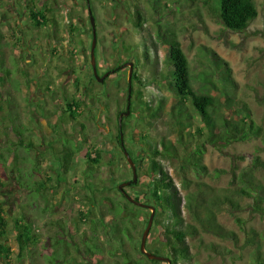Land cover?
<instances>
[{
	"label": "rangeland",
	"instance_id": "obj_1",
	"mask_svg": "<svg viewBox=\"0 0 264 264\" xmlns=\"http://www.w3.org/2000/svg\"><path fill=\"white\" fill-rule=\"evenodd\" d=\"M124 1L128 6H138L142 16L147 18L141 28L134 26L132 10L128 11ZM205 2L92 0L97 76L103 77L107 71L132 62L133 74L140 77L143 83L150 82L153 68L146 65L141 57L142 50L137 47L145 45L150 60L160 63V68L164 66L166 48L156 40V24L159 22L162 31L174 33L179 41L189 64L194 90L209 94L216 101V117L230 116V111L224 107L227 97L234 100L236 105L241 102L246 104L250 113L244 118L249 116L264 129V0H255L258 16L243 33L226 30L212 15V2ZM44 7L48 9L46 17L54 18L56 25L34 28L31 25L32 16ZM91 41L89 15L84 0H3L0 7V70H9L18 83L16 89L6 77L0 79V117L5 118L4 122L9 125L7 137L0 138V143L6 140L16 142L17 136L10 126L15 129L21 126L24 137L32 144L30 157L37 159L36 166L40 171V175H34L31 180L45 183V190L41 191L44 199L36 198L32 204L27 191L19 190L16 185L14 165L17 163H14V159H8L6 167L0 165V206L4 211L3 218L8 223V245H12V251L17 252L16 247L13 248L14 224L20 218H26L31 228L40 235L39 245L23 255L21 260H18L15 252L10 261L0 260V264H46L44 256L51 251L48 232L53 228L50 223L56 219L66 223L69 239L78 244L79 251L71 252L74 264H95V259H90V255L84 252L86 240L82 238V232L87 231V225L83 222L97 215L107 219L109 211L98 203L100 197L121 199L118 186L132 180L131 167L123 149L115 141L119 116L127 106L128 68H121L103 82H97L90 62ZM130 46L131 50L125 49ZM134 51L138 53V62L132 54ZM211 51L228 64L235 88L222 86L217 81V59ZM137 90L144 95L146 104L158 111L156 117H149L145 105L132 97V92ZM173 98L163 85L156 87L151 83L142 88L137 81L131 80L130 114L124 120L125 126L120 129L124 149L131 160H138L141 156L144 168L140 172L136 170V186L124 187V191L132 199L138 198L140 203L150 204L149 191L145 186L150 180L147 176L151 165L148 157L150 148L157 145L161 150L162 140L166 144L171 142L172 154L176 156L158 157L156 161L168 172L183 196L198 193L197 185L205 184L206 188L199 193L202 204L200 212L212 209L216 223L227 234L222 239L203 232L184 208L185 224L197 227V235L186 239L193 254L192 260L179 264H255L257 252L264 258V217L251 212V199L233 197L241 211H232L224 205L215 206L212 200L228 196L230 174L236 167H245L255 155L264 161V146L256 139L226 148L205 144L204 148H200L203 151L201 163L207 168L208 175L197 177L183 167L182 159L203 144L204 138L194 133L200 122L198 119L191 122L189 131L194 136L184 132L183 145L178 146L181 133L170 117ZM71 99L80 103L83 116L77 123L54 132L53 123L61 115V109L66 110V104ZM70 141H82L84 150L76 157V172L63 176L51 147ZM92 149L99 152V164L94 167L86 159L92 154ZM31 167V164L25 165V172ZM218 170L223 174L216 178L213 175ZM257 178L264 186V171L259 172ZM85 196L97 203L93 212H89L88 201L83 200ZM43 210H52V213L45 214ZM130 216L136 229L131 227V237L125 241L124 249L131 253L133 260L151 264L149 261L152 260L145 261L139 255L148 215L132 210ZM252 236L255 241H252ZM100 237L106 243L103 231ZM163 240L161 227H153L152 224L145 247L159 251L160 256L164 257L160 245ZM110 261L108 255L104 254L103 262Z\"/></svg>",
	"mask_w": 264,
	"mask_h": 264
},
{
	"label": "trees",
	"instance_id": "obj_2",
	"mask_svg": "<svg viewBox=\"0 0 264 264\" xmlns=\"http://www.w3.org/2000/svg\"><path fill=\"white\" fill-rule=\"evenodd\" d=\"M212 2L210 8L211 13L215 16L221 25L234 33L245 32L251 23L257 18L258 12L255 0H206L205 4ZM3 5V0H0V7ZM125 7L128 11L132 10L133 24L136 28H141L142 23L147 21L145 16H142L138 6H128L124 1ZM157 7L154 6V10ZM48 9L44 7L41 11L32 16V26L34 28L47 27L50 19L46 18L45 13ZM156 40L158 43L166 48V55L164 59V66L160 68V63L150 60V53L145 45H138L140 48L141 57L146 65L153 68V77L150 82H144L140 77L133 74V81L146 88L151 83L156 87L164 86L165 90L172 94V105L170 107V117L174 120V126L179 128V142L178 146H182V136L186 132L189 136L203 137V144L195 147L188 155L183 157L184 168L191 170L197 177L208 175L207 168L201 163V155L205 144L211 145L214 148H226L236 143H242L248 140L256 139L262 146H264V129L257 125L249 116L244 118L250 111L246 104L241 102L236 105L234 100L226 97L224 107L230 111V116L221 115L216 117L217 104L213 97L205 93H197L192 84L189 71V64L186 56L184 55L180 43L174 33L170 31H162L159 22L156 24ZM125 49L131 50L132 47ZM137 62L139 56L137 51L132 53ZM211 54L216 58V65L218 68L217 81L225 87L235 88L236 85L230 75L228 64L220 59L215 53ZM120 68L113 69V72H119ZM0 74L6 77L10 83L18 89V83L11 77L12 73L9 70L1 69ZM227 94L225 93V96ZM132 97H135L139 102L145 105L149 117H156L158 111L154 107L146 104L145 97L140 90L132 92ZM185 105L189 107L186 110ZM108 108V106H105ZM62 113L57 117L53 123L52 130L59 131L63 126L77 123L83 116L84 110L81 108L77 100L71 99L70 103L66 104V110L61 109ZM244 115V116H243ZM123 118L121 126H125ZM5 118L0 117V138L7 137V130L9 125L4 121ZM198 119L199 124L195 127L194 133L189 131L191 122ZM11 131L15 132L17 136L16 142L10 140L0 143V165L6 167L8 159L13 158L15 182L19 190L27 191L28 197L32 204L37 200L36 198H43L41 191L45 190V183L43 181L35 182L34 175H40L39 168L36 166V160L30 157L31 142L24 137L23 129L14 128ZM83 128V127H82ZM118 133L115 137L117 145L122 149L124 148L123 139L121 138L122 131L117 125ZM29 131H27L28 133ZM162 149L159 150L157 145L150 148L148 157L150 158V167L147 176L150 180L145 185L149 191L150 204L155 209L153 217V227H161L164 240L160 242L164 257L170 259L172 264H179L180 262L191 261L193 254L191 248L187 243L188 236L197 235V227L202 228L203 232L211 233L219 238H226L225 231L216 223L215 212L208 208L205 213H201L202 204L200 201V194L206 188L205 184H198V193L186 194L183 196L176 186L174 180L170 177L168 172L162 168L160 163L156 161L158 157H172L173 145L171 142L166 144L165 140L161 141ZM53 155L56 158L58 168L63 176L74 174L77 170L76 157L84 150V143L82 141H70L66 144H61L57 147H51ZM86 159L92 167L99 164V152L95 149L91 150ZM94 155V158H91ZM136 166L137 172H140L144 167L141 164L144 160L140 158H132ZM244 161V158H239ZM31 164L29 171L25 172L24 166ZM264 171V161L259 155L252 157L250 162L243 168L236 167L230 176L229 184L231 189L227 191L228 196L217 197L212 200L215 206L224 205L232 211H241V207L233 197L241 199H251L250 206L251 212L264 217V186L257 178V174ZM223 174L221 171H214L216 178ZM186 181V180H185ZM182 184H184V182ZM135 184H130V188H134ZM120 193V191H119ZM120 198H111L109 196H101L98 203L101 206H106L109 211L108 218L102 215H97L96 218H91L88 222H83L87 225V231L82 232V238L85 239V250L90 259H95V264H143L142 261L133 260L131 253L126 252L124 249L125 241L131 237V227L136 229L134 219L130 216L132 210L139 212H146L148 218L151 212L147 209L135 207L130 204L125 197L121 194ZM44 199V198H43ZM83 200L88 201L89 212H93L97 203L94 199L85 196ZM136 201L140 202L138 198ZM186 209L190 216L196 221L197 227L185 224L183 217V209ZM45 214H51L52 210H43ZM4 211L0 206V260L10 261V258L16 251H12V245H8L7 228L8 223L3 218ZM148 220L145 222L147 225ZM53 230L48 232V245L51 249L50 254L44 256L46 264H74V258L71 256L72 250H78V244L73 243L68 235L69 230L66 223L61 219H56L50 223ZM15 237L13 238V248L17 249V258L21 260L23 255L29 254L40 243V235L28 224L26 218H20L14 224ZM106 237V243L102 237ZM254 236H256L254 234ZM252 236V241H255ZM81 237V236H80ZM253 243V242H251ZM146 251L160 256L157 250H151L148 246L145 247ZM80 254V253H78ZM104 254L108 255L111 259L110 263L103 262ZM145 261L148 259L140 254ZM255 264H264V258H261L257 252L255 257ZM151 264H160L159 261H149Z\"/></svg>",
	"mask_w": 264,
	"mask_h": 264
},
{
	"label": "water",
	"instance_id": "obj_3",
	"mask_svg": "<svg viewBox=\"0 0 264 264\" xmlns=\"http://www.w3.org/2000/svg\"><path fill=\"white\" fill-rule=\"evenodd\" d=\"M86 2H89V0H86ZM88 12L90 14L89 16V22L92 28V42H91V47H90V62H91V67H92V74L95 77V79L97 80V82H103L104 79L109 75L108 73L104 74L103 77H98L97 76V71H96V67H95V61H94V49H95V44H96V28H95V20L94 17L91 13V9L88 5ZM128 68V77H127V82H128V96H127V106H126V111L124 113H122L119 116L118 119V124L119 127H121V122H122V118L123 117H127L130 114V97H131V80H132V75H133V67L134 64L132 62H128V63H124L122 66H120L121 68ZM122 138V135H121ZM123 152H124V156L129 164V166L131 167V171H132V180L130 182H125L122 183L118 186V190L121 192V194L125 197V199L132 205H134L135 207L138 208H142V209H147L151 211V214L148 218V223L146 225L145 231L142 235L141 238V242H140V247H139V251L142 255H144L147 259L149 260H154V261H159V262H163L166 264H172L170 259L166 258V257H161V256H156L154 254H151L149 252L146 251L145 249V239L151 229V226L153 224V217L155 214V209L152 206L140 203L134 199H132L125 191H124V187H128L131 183L135 184L137 182V174H136V167L133 163V161L131 160L130 156L128 155V153L126 152V150L123 148Z\"/></svg>",
	"mask_w": 264,
	"mask_h": 264
},
{
	"label": "flooded vegetation",
	"instance_id": "obj_4",
	"mask_svg": "<svg viewBox=\"0 0 264 264\" xmlns=\"http://www.w3.org/2000/svg\"><path fill=\"white\" fill-rule=\"evenodd\" d=\"M91 1L92 0H89V2H86V0H84V2H85V5H86V9H87V12H88V5H89V7H90V9H91V13H92V15H93V11H92V8H91ZM48 13V12H47ZM47 13H45V16H46V14ZM88 15L90 16V14H89V12H88ZM94 17V16H93ZM47 18V17H46ZM48 19H50L52 22H49V24L50 25H56V20L53 18H48ZM89 24H90V22H89ZM90 27H91V25H90ZM39 28H41V27H39ZM43 28H46V27H43ZM91 34H92V28H91ZM92 42V41H91ZM90 55V54H89ZM118 68H120V67H118ZM116 69V68H115ZM106 73H108L109 75H112V74H115L114 72H113V69L112 70H110V71H107ZM105 73V74H106ZM104 75V74H103ZM108 75V76H109ZM94 77V76H93ZM95 78V77H94Z\"/></svg>",
	"mask_w": 264,
	"mask_h": 264
}]
</instances>
